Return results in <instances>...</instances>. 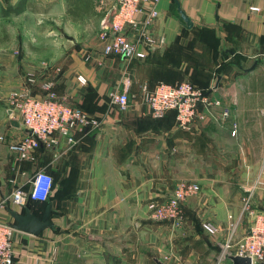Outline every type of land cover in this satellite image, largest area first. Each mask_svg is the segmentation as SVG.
Wrapping results in <instances>:
<instances>
[{
	"label": "crops",
	"instance_id": "0c3cea01",
	"mask_svg": "<svg viewBox=\"0 0 264 264\" xmlns=\"http://www.w3.org/2000/svg\"><path fill=\"white\" fill-rule=\"evenodd\" d=\"M176 1L191 27L183 26L174 0H158L147 34L162 38L164 45H139L143 60L103 55L97 35L82 46L53 49L59 59L40 64L27 45L14 52L0 49V200L5 201L0 221L11 226L15 220L8 210L24 213L9 197L15 188H27L30 175L40 170L51 178L47 199L28 203L37 218L49 206L51 228L38 236L14 230V264H231L217 255L223 242L247 232L249 218L241 214L240 201L246 190L250 209L264 213V0ZM36 2L43 9L40 22L48 25L46 36H55L57 23L100 21V10L103 16L116 0H89L91 13L79 20L67 16L64 0ZM206 41L223 55L191 63L193 55L206 54ZM180 56L189 57L188 63ZM181 80L215 88L213 97L230 113L224 126L206 121L182 131L174 127L171 113L159 120L147 115L140 86L151 91L157 83ZM42 82H50L59 99L104 120L97 129L75 134L68 150L56 136V147L39 146L32 161L18 162L8 147L26 130L9 98L23 90L39 97ZM110 91H125L124 110L108 105ZM179 182L199 187L180 205V228L150 219L147 204L166 201ZM205 223L217 234L209 235Z\"/></svg>",
	"mask_w": 264,
	"mask_h": 264
},
{
	"label": "built area",
	"instance_id": "2783aa9c",
	"mask_svg": "<svg viewBox=\"0 0 264 264\" xmlns=\"http://www.w3.org/2000/svg\"><path fill=\"white\" fill-rule=\"evenodd\" d=\"M158 0H116L114 7L104 11L99 23L97 39L102 43L101 52L105 56H118L126 61L143 60L145 54L138 50L139 45L146 48L162 47V38L153 39L147 32L158 15L156 10ZM148 5L143 12V6ZM250 11H257L251 7ZM141 18L137 20V16ZM77 83L85 84L84 78L77 76ZM29 83L34 85L35 79ZM124 85H127L125 83ZM41 96H34L27 90L15 91L10 95V105L21 116V123L31 135L8 147L18 162L32 161L33 153L43 146L51 150L57 145L56 136L64 139L67 150L76 143L75 134H83L97 129L104 119L92 116L59 99L50 82L38 85ZM214 87L201 89L189 82H179L172 85L157 83L151 91L145 85L140 86V101L145 106L147 115L152 119H162L167 113L173 115L174 127L187 131L194 123L210 121L217 126H224L229 118V110L213 97ZM108 105L124 110L128 106L125 91H110L107 95ZM264 116V105L260 110ZM235 134V126H231L229 135ZM27 188H15L10 197V203L17 208H24L31 202H44L51 191V178L43 171L30 175L26 181ZM199 192V187L191 182H179L175 185L170 197L162 203L147 204L149 218L165 222L173 228L181 226L180 205L193 198ZM250 190H246L241 198V214L249 218V225L244 236L236 241L227 240L219 247L218 259H226L230 255L248 257L251 264L264 262V213L250 209ZM5 209V201L0 200V217ZM204 229L209 235H216L218 230L205 223ZM14 230L0 221V264H14L13 253ZM166 260V258H164Z\"/></svg>",
	"mask_w": 264,
	"mask_h": 264
},
{
	"label": "rangeland",
	"instance_id": "374dc122",
	"mask_svg": "<svg viewBox=\"0 0 264 264\" xmlns=\"http://www.w3.org/2000/svg\"><path fill=\"white\" fill-rule=\"evenodd\" d=\"M13 0H0V4L11 3ZM36 7L30 14L11 16L8 18H0V49H8L11 52L17 50L18 47L26 46L32 48V59L35 63L50 62V60H58L60 54L52 53L57 47L69 49L82 46L85 42H93L98 31L99 23L96 19L79 23L78 25L59 24L54 27L55 36H46L47 23H42L39 16L43 13V9L38 6L36 0H29ZM104 9H101L102 15ZM102 17V16H101ZM100 17V18H101ZM39 20V22L37 21ZM52 25V24H51ZM72 40V44L68 41ZM202 51L206 54L197 56L193 55L191 63H206L213 61L216 57L213 54L223 55L220 50L215 49L213 42L206 41L202 44ZM189 57L180 56L181 63H188ZM173 77V76H172ZM188 82L181 80L179 82Z\"/></svg>",
	"mask_w": 264,
	"mask_h": 264
},
{
	"label": "water",
	"instance_id": "95a60500",
	"mask_svg": "<svg viewBox=\"0 0 264 264\" xmlns=\"http://www.w3.org/2000/svg\"><path fill=\"white\" fill-rule=\"evenodd\" d=\"M174 3H175L179 18L183 23V26L185 27V29H189L191 27V21L187 17H185L182 11H180L176 0H174ZM216 80H218V78ZM9 122L14 127L19 126L18 123L12 120L11 118ZM25 133L26 135H31L30 131L26 130ZM8 212L11 215V217L15 220V224L11 225L10 227L17 232L24 233L27 235L38 236L44 229L51 228V225L49 223V217H50L49 206H46L44 208V211L39 218H37L31 212V206L29 204L25 205L23 214H18L17 212L11 211V210H8ZM227 260L231 264H251L250 259L248 257L230 255L227 257ZM154 264H160V263L157 261H154Z\"/></svg>",
	"mask_w": 264,
	"mask_h": 264
},
{
	"label": "trees",
	"instance_id": "16d2710c",
	"mask_svg": "<svg viewBox=\"0 0 264 264\" xmlns=\"http://www.w3.org/2000/svg\"><path fill=\"white\" fill-rule=\"evenodd\" d=\"M64 4L65 13L72 20H79L83 15L91 13L89 0H64ZM35 10L36 7L32 5L29 0H19L16 4L7 5L5 7L0 4V18L18 16L26 11L33 12ZM101 16L102 15H98V17Z\"/></svg>",
	"mask_w": 264,
	"mask_h": 264
}]
</instances>
